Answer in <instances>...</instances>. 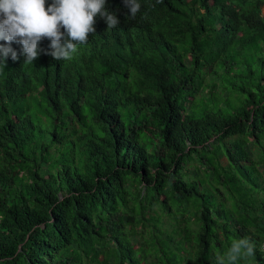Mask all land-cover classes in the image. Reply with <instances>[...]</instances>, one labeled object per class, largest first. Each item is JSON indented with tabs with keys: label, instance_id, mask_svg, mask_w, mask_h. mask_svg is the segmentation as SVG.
Instances as JSON below:
<instances>
[{
	"label": "trees",
	"instance_id": "16d2710c",
	"mask_svg": "<svg viewBox=\"0 0 264 264\" xmlns=\"http://www.w3.org/2000/svg\"><path fill=\"white\" fill-rule=\"evenodd\" d=\"M140 3L0 64V264H264V0Z\"/></svg>",
	"mask_w": 264,
	"mask_h": 264
},
{
	"label": "clouds",
	"instance_id": "9594fccd",
	"mask_svg": "<svg viewBox=\"0 0 264 264\" xmlns=\"http://www.w3.org/2000/svg\"><path fill=\"white\" fill-rule=\"evenodd\" d=\"M162 3L163 0H157ZM0 0V64L9 54L15 61L22 54L25 64H33L41 52L56 61H71L90 35L96 34V21L103 19L108 29L120 20L110 11L108 0ZM130 16L141 11L140 0H124ZM50 40V51L40 48L43 39ZM21 45L18 54L11 45ZM256 245L249 237L233 239L227 251L216 255L217 264H240L255 256Z\"/></svg>",
	"mask_w": 264,
	"mask_h": 264
},
{
	"label": "rangeland",
	"instance_id": "374dc122",
	"mask_svg": "<svg viewBox=\"0 0 264 264\" xmlns=\"http://www.w3.org/2000/svg\"><path fill=\"white\" fill-rule=\"evenodd\" d=\"M126 46H130V43L129 42H126Z\"/></svg>",
	"mask_w": 264,
	"mask_h": 264
}]
</instances>
